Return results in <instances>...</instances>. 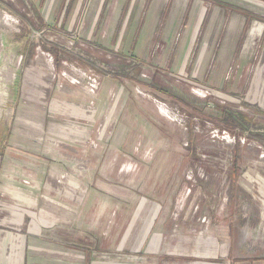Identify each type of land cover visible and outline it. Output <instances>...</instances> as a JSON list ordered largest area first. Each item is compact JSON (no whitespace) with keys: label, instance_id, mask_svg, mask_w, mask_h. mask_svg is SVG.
<instances>
[{"label":"rangeland","instance_id":"374dc122","mask_svg":"<svg viewBox=\"0 0 264 264\" xmlns=\"http://www.w3.org/2000/svg\"><path fill=\"white\" fill-rule=\"evenodd\" d=\"M46 2L0 0L3 226L81 220V236L94 231L103 254L116 251L105 260L124 264H157L135 252L150 223L162 256L183 264L263 259L264 0H167L166 58H184L186 75L155 70L153 87L101 61L82 34L91 0L70 27ZM93 75L100 87L88 95ZM105 75L123 91L99 94Z\"/></svg>","mask_w":264,"mask_h":264},{"label":"crops","instance_id":"0c3cea01","mask_svg":"<svg viewBox=\"0 0 264 264\" xmlns=\"http://www.w3.org/2000/svg\"><path fill=\"white\" fill-rule=\"evenodd\" d=\"M166 1L129 0L127 3L125 0H91V6L85 17V26L83 25L84 30L82 34L87 38L90 37L89 39L92 37L91 40L95 39L96 49L103 52L99 55L103 63H105L106 59L107 62L112 60V63L119 67L128 65L130 71L132 70L130 74L135 75L140 70L139 76H143L144 79L151 78L150 80H152L148 82L150 83L147 84L148 87H153V80L160 79H158L155 70L160 72H168L170 70L174 72L173 75L183 77L186 75L184 58L182 59L180 55L174 59L166 58L169 43H166L167 39H164L166 37L164 31L175 29L173 21L168 24L167 28L165 27L166 24L162 23L164 26H160L161 24H159L162 13H164ZM82 2L83 0H48V3H46L48 4L47 7L51 6L52 13L56 14L54 15V20L57 24L63 27H70V21L76 20L72 12H75L77 6L82 4ZM107 2L106 10L110 11L111 15H108L107 18H101V11L104 8V3ZM54 6L59 8L54 10ZM173 13L176 15L179 11H173ZM158 31H161V33L158 34ZM162 45H164V50L161 57H152L153 48H160ZM181 52L180 49L179 53L182 54ZM197 75L203 77L206 73L198 72ZM116 78L115 75H105L102 79V87L99 94L108 96L110 93H121L123 89L118 84ZM196 79L198 80V76H196ZM203 81L207 82V79ZM23 89L21 94L25 91ZM52 97H61L57 89H53ZM73 100L77 99L67 97L65 100L66 106L70 110H75ZM56 106L54 107L55 109ZM7 179L9 178L0 177V187H5ZM2 191L3 189L0 188V193ZM152 218V221L157 220L156 216ZM154 223L157 224V221H154L153 225ZM151 224L148 227L149 231L143 234L138 243L141 249H136L135 252L149 259L156 258L157 264H183V262L179 261L180 258L178 257L168 256L166 258L162 256L159 246L160 227L158 231L151 232V229H149ZM88 227V223L81 220L70 223H42L41 225L35 223L19 229L3 226L2 222H0V264H124L116 260V258H119V254L109 258V260H105V257H111V254H115L116 251L115 253H108V256L105 255L107 253L103 254L104 251H100L101 240L96 236L94 231H91L92 236L89 239L81 236L85 228ZM125 238L127 240L128 235ZM201 251L200 254L202 255L208 252L206 248H201ZM130 253L133 254L134 250L131 249ZM232 263L264 264V258L257 259L254 262L251 260L247 261V259L238 261L233 259V261L228 260L224 262V264ZM125 264L136 263L130 260ZM192 264L199 263L195 262ZM204 264L214 263L204 262Z\"/></svg>","mask_w":264,"mask_h":264},{"label":"built area","instance_id":"2783aa9c","mask_svg":"<svg viewBox=\"0 0 264 264\" xmlns=\"http://www.w3.org/2000/svg\"><path fill=\"white\" fill-rule=\"evenodd\" d=\"M100 80L97 75H93L88 78L87 82L85 83V89L89 95H96L97 91L100 87Z\"/></svg>","mask_w":264,"mask_h":264}]
</instances>
